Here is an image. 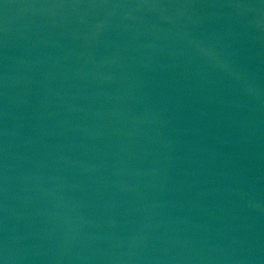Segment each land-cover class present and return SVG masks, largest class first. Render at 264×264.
Instances as JSON below:
<instances>
[{
  "label": "water",
  "instance_id": "obj_1",
  "mask_svg": "<svg viewBox=\"0 0 264 264\" xmlns=\"http://www.w3.org/2000/svg\"><path fill=\"white\" fill-rule=\"evenodd\" d=\"M0 264H264V0H0Z\"/></svg>",
  "mask_w": 264,
  "mask_h": 264
}]
</instances>
